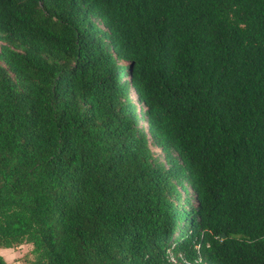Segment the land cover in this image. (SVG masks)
I'll list each match as a JSON object with an SVG mask.
<instances>
[{
	"label": "trees",
	"instance_id": "trees-1",
	"mask_svg": "<svg viewBox=\"0 0 264 264\" xmlns=\"http://www.w3.org/2000/svg\"><path fill=\"white\" fill-rule=\"evenodd\" d=\"M0 42V247L264 264V0H0Z\"/></svg>",
	"mask_w": 264,
	"mask_h": 264
},
{
	"label": "rangeland",
	"instance_id": "rangeland-1",
	"mask_svg": "<svg viewBox=\"0 0 264 264\" xmlns=\"http://www.w3.org/2000/svg\"><path fill=\"white\" fill-rule=\"evenodd\" d=\"M153 150L163 157L158 147H153ZM194 202H196V200H194ZM33 248V244L24 243L13 248L0 247V253L9 264H32V261L35 259Z\"/></svg>",
	"mask_w": 264,
	"mask_h": 264
},
{
	"label": "water",
	"instance_id": "water-1",
	"mask_svg": "<svg viewBox=\"0 0 264 264\" xmlns=\"http://www.w3.org/2000/svg\"><path fill=\"white\" fill-rule=\"evenodd\" d=\"M221 236H225V234L223 233Z\"/></svg>",
	"mask_w": 264,
	"mask_h": 264
},
{
	"label": "crops",
	"instance_id": "crops-1",
	"mask_svg": "<svg viewBox=\"0 0 264 264\" xmlns=\"http://www.w3.org/2000/svg\"><path fill=\"white\" fill-rule=\"evenodd\" d=\"M1 254V253H0ZM2 255V254H1Z\"/></svg>",
	"mask_w": 264,
	"mask_h": 264
}]
</instances>
